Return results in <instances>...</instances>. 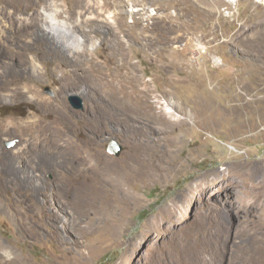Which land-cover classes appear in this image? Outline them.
<instances>
[{
  "label": "rangeland",
  "instance_id": "374dc122",
  "mask_svg": "<svg viewBox=\"0 0 264 264\" xmlns=\"http://www.w3.org/2000/svg\"><path fill=\"white\" fill-rule=\"evenodd\" d=\"M47 2L63 10V15H54ZM47 2L0 0V28L7 41L0 42V121L17 128L0 141L3 155L9 156L5 166L15 172L13 187L0 194V264H5L6 252L20 258L21 264H122L132 242L142 244L140 256L145 260L152 246L166 240L165 230L172 228H253L255 243L264 245V122L253 130L243 126L235 131L230 122L219 121L212 130H204L195 105L198 98L222 101L237 79L245 97L264 98V3ZM36 9L44 14L37 16ZM89 18L87 28L95 38L88 48H98L96 60L111 71H135L139 86L154 98L186 107L173 111L174 117L185 120L184 128L170 135L178 138L177 146L157 142L162 151L169 145L166 159L167 155L177 158L176 163H164L169 169L160 177L127 182L111 171L127 155V125L133 122H124L122 128L101 120L107 106L91 87L87 64L67 65L50 54L36 25L40 22L48 34L65 36L71 22ZM94 18L110 27H101ZM76 32L80 39L74 40L79 42L82 32ZM104 35L124 45L128 59L123 68L108 57L105 47L113 48L116 41L102 43ZM15 59L26 62L16 79L18 90L12 94L1 66ZM186 76L202 81L201 89L184 81ZM73 96L81 99L82 107L70 101ZM40 101L46 110L39 107ZM259 113L264 109L250 113V120L259 123ZM31 122L39 125L22 130ZM85 134L94 142L76 145ZM156 135L152 133L150 140L167 133ZM112 140L122 145L119 155L108 151ZM93 147L108 156L110 167L103 165L104 160L101 165L96 162L88 150ZM126 191L132 197H125ZM110 230L116 235H104ZM145 231L149 232L145 242L135 240Z\"/></svg>",
  "mask_w": 264,
  "mask_h": 264
},
{
  "label": "bare ground",
  "instance_id": "6f19581e",
  "mask_svg": "<svg viewBox=\"0 0 264 264\" xmlns=\"http://www.w3.org/2000/svg\"><path fill=\"white\" fill-rule=\"evenodd\" d=\"M47 1L48 0H37V4L46 3ZM228 1L234 2L235 0ZM257 1L264 3V0ZM46 8L50 9L57 17L63 15V10L54 8L53 4L50 2H47ZM77 8L78 6H75V4L72 5V9L76 10ZM85 9H87V5ZM51 12L46 15L47 18L50 17ZM83 13L84 11L79 12L81 16H83ZM35 14L40 16L44 13H42L40 9H36ZM91 19L92 18L88 20L81 19L79 22H76V24L71 22L73 26L66 28L70 34L65 36H56L52 31H50L51 34H48L46 32V27L43 24L41 25L40 22L36 23V25L39 27L41 36L45 39L44 46L50 49V54H55L61 58L62 63L67 65L71 63L81 66L87 64L88 72L92 75L91 87L94 88L97 94L99 93V96H101L107 106V110L105 109L106 111L100 119L108 120L111 124L114 123V125L117 123L122 128H124V122H133V126L127 125V130L130 133L128 138H126L129 144L127 155L120 161L117 167L110 170L127 182H138L142 178L150 176L155 177L159 175L158 177H160L164 169H169L164 166V163H176L177 158L175 155H167L168 158L166 159V154H169L168 151H171L169 145L168 148L162 151L160 148L156 147L157 142L169 141L171 146L178 144V138L171 139L170 135L174 134L179 127V129H183L185 120L174 117L173 111L180 108L186 109V107L180 104L181 102L167 101L166 105H171L174 108L171 107L167 109L164 102L154 98L149 90H144L139 86L138 81H136L138 77H136L135 71L134 73H122L120 68L111 71L106 66L105 62L96 60L95 52L98 48L94 51L88 48L92 45L93 39L95 38L91 34L92 30L87 28L89 26L87 22ZM94 20L101 21V27H110V25L104 24V20H98L97 18H94ZM47 22L52 24L50 20ZM69 28H72V31ZM2 31L3 30L0 28V42L7 43ZM76 31L82 32L81 35L83 39L79 42L74 40L75 37L80 39V35L77 34ZM114 36H116V33ZM101 39L102 43L112 40L116 41L113 48L106 46L105 49H108V57L119 61L122 65L121 68H123L128 58H126L125 48L121 40L110 39L107 35L101 36ZM69 41L71 44L67 43ZM79 43H82L83 49L79 47ZM44 53H46V49ZM1 55L0 53V56ZM25 62L26 61L18 62L17 59H15L13 63L5 62L2 64V70H5V78L3 79L10 92L18 90L19 82H17L16 79L18 76L22 75L24 68H22V66ZM184 81L190 82V84H192L191 87L195 89H201L202 81H199V79L195 82L193 79L186 76ZM235 82L236 87L232 88L230 93L227 92L225 96H222V101H216L212 98L210 100L201 98L196 100L195 105L199 110L196 115L202 119L200 125L204 130H212L214 128H212V126L219 121L230 122L234 125L233 129L235 131L241 130L243 126L248 128V130H253L264 122V113L257 114L256 118L259 123L250 120V113L257 109H264V98L245 97L241 91L239 79ZM39 107L46 110V105L42 101L39 102ZM254 114H256V112ZM226 115L229 116L226 117ZM240 120H243V123ZM38 125L39 124L35 122H31L25 125L23 124L21 128L22 130L30 131ZM15 130H17L15 124H7V127H5L0 121V141L3 135L8 134V131L12 132ZM152 133L155 135L167 133V135L165 138L158 136V138L150 140V135ZM90 142H94L93 139L85 134L83 140L76 142V145H86ZM1 146L0 142V194H2L3 190L13 187L12 177L15 176V172L10 167L5 166L7 157L9 160V156L3 155L4 153L1 151ZM88 150L94 155L99 165H101L100 163L104 160L103 165L110 167L111 160L107 155L103 154L99 148L93 147L90 149L88 148ZM172 168H174V166ZM223 173L225 177L227 174L226 171ZM228 173H231V170ZM124 195L125 197H132L129 191H126ZM252 229L253 228L232 230L230 228H223V226L197 230L168 229L165 230L166 240L160 246H152L151 254L149 257L145 258V260L140 256L142 244L132 242L131 252L128 250L125 251L122 264H264V245H257L255 243V237H253L255 231ZM106 234L114 236L116 232L110 230L106 233L104 232V235ZM148 236L149 232L145 231L142 232L140 236H137L135 240H142L145 242ZM237 239H240V241L238 242ZM166 249L175 252V254H166L164 252ZM9 255L10 254L6 252L5 264L22 263L21 259L17 256L10 257Z\"/></svg>",
  "mask_w": 264,
  "mask_h": 264
},
{
  "label": "water",
  "instance_id": "95a60500",
  "mask_svg": "<svg viewBox=\"0 0 264 264\" xmlns=\"http://www.w3.org/2000/svg\"><path fill=\"white\" fill-rule=\"evenodd\" d=\"M49 92L52 94V90L48 89ZM70 101L76 106V107H82V101L81 99H79L78 97H71ZM108 151H110L111 153L115 154V155H119L122 151V145L116 141V140H112L109 143L108 146Z\"/></svg>",
  "mask_w": 264,
  "mask_h": 264
}]
</instances>
